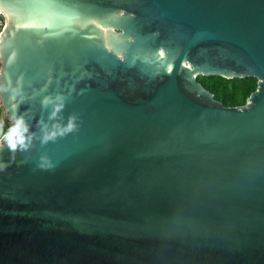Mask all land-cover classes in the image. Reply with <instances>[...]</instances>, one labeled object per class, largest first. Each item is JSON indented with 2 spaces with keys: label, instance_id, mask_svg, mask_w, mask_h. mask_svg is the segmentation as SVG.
Here are the masks:
<instances>
[{
  "label": "water",
  "instance_id": "1",
  "mask_svg": "<svg viewBox=\"0 0 264 264\" xmlns=\"http://www.w3.org/2000/svg\"><path fill=\"white\" fill-rule=\"evenodd\" d=\"M0 12L2 117L28 128L0 141V264H264V0ZM212 75L258 88L225 106Z\"/></svg>",
  "mask_w": 264,
  "mask_h": 264
},
{
  "label": "trees",
  "instance_id": "2",
  "mask_svg": "<svg viewBox=\"0 0 264 264\" xmlns=\"http://www.w3.org/2000/svg\"><path fill=\"white\" fill-rule=\"evenodd\" d=\"M198 81L210 90L217 100L229 107L245 105L247 99L258 88V79L255 77L227 79L222 76L212 75L209 77L199 76ZM2 113L3 109L0 101V117ZM10 128L11 124L4 121L2 126H0V137L7 134Z\"/></svg>",
  "mask_w": 264,
  "mask_h": 264
},
{
  "label": "clouds",
  "instance_id": "3",
  "mask_svg": "<svg viewBox=\"0 0 264 264\" xmlns=\"http://www.w3.org/2000/svg\"><path fill=\"white\" fill-rule=\"evenodd\" d=\"M59 111V109H57ZM53 116H55V113H53ZM59 127V126H55ZM73 127L72 123L70 122L68 125L67 130H71ZM28 132V128L25 126L23 119H18L16 123L14 124L13 127L9 129L7 134L3 135L0 137V139H3L6 141L8 147L12 150L15 151L17 146L20 145L21 147L25 146V133ZM62 134V133H61ZM56 135V132H53L50 137H46V139L54 137Z\"/></svg>",
  "mask_w": 264,
  "mask_h": 264
},
{
  "label": "built area",
  "instance_id": "4",
  "mask_svg": "<svg viewBox=\"0 0 264 264\" xmlns=\"http://www.w3.org/2000/svg\"><path fill=\"white\" fill-rule=\"evenodd\" d=\"M5 24H6L5 17L3 15V13L0 12V36H1L2 32H3Z\"/></svg>",
  "mask_w": 264,
  "mask_h": 264
},
{
  "label": "rangeland",
  "instance_id": "5",
  "mask_svg": "<svg viewBox=\"0 0 264 264\" xmlns=\"http://www.w3.org/2000/svg\"><path fill=\"white\" fill-rule=\"evenodd\" d=\"M3 123H4V119H3V117L1 116V117H0V126H2Z\"/></svg>",
  "mask_w": 264,
  "mask_h": 264
}]
</instances>
